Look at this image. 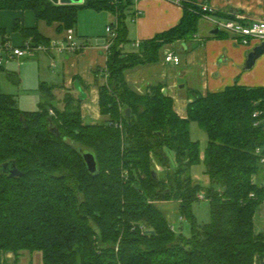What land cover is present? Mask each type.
Instances as JSON below:
<instances>
[{"label":"trees","instance_id":"trees-1","mask_svg":"<svg viewBox=\"0 0 264 264\" xmlns=\"http://www.w3.org/2000/svg\"><path fill=\"white\" fill-rule=\"evenodd\" d=\"M90 7L117 19L106 68L95 71L101 121L83 120L82 98L72 93L51 115V103L23 110L0 90V250L18 260L41 251L42 264H264V227L255 221L264 203V87L193 90L181 117L161 83L144 91L128 83V70L158 62L165 44L198 32L204 12L195 3L184 4L176 27L131 49L129 4L0 0V9L34 10L59 33L76 28L79 9ZM20 30L50 41L37 27ZM193 121L208 135L204 153L192 138ZM85 152L96 156L95 174ZM202 159L208 186L191 174ZM13 164L22 176H10ZM200 194L210 202L206 224L193 214ZM167 199L180 203L191 237L171 229L157 203Z\"/></svg>","mask_w":264,"mask_h":264},{"label":"crops","instance_id":"crops-1","mask_svg":"<svg viewBox=\"0 0 264 264\" xmlns=\"http://www.w3.org/2000/svg\"><path fill=\"white\" fill-rule=\"evenodd\" d=\"M84 2L85 0H82L76 4ZM185 3H195L200 7L208 5L212 9V15L218 19L239 16L245 24L264 20V0H179L176 2L141 0L134 3L127 12L131 42L128 47L133 49L134 42L147 41L163 31L176 27L183 18ZM105 11L106 19L114 23L117 20L115 15L110 10L104 9ZM201 19L206 20L207 24L202 26L199 22L198 32L191 39L165 44L158 62L137 66L126 72L128 83L140 91L147 90L151 84L161 83L165 93L173 98L175 110L181 117L187 116V107L193 90H199L206 95L208 92L221 91L235 83L249 87H264V53L252 68L246 70L249 53L262 42L254 39L247 46L242 44L235 34L214 33L215 25L206 18ZM17 24L20 28L37 27L40 34L49 38L50 41L59 40L64 35V31L61 33L57 31L58 24L39 20L34 10L0 9V38L10 39L15 45L20 46L28 39L20 28H17ZM75 32L84 46L76 53L50 50L41 56L38 52L29 58L7 60L0 69V90L3 93H9L2 89V80L6 77L20 89L24 85V79L21 77L24 65L19 62L36 59L34 64H38V75L33 84L38 85V91L41 92L43 100L47 97L48 103H51L50 109L63 108L64 96L72 93L82 98L83 120L88 123L101 121L100 91H98L95 71L106 68L108 50L105 46L110 40V34L105 32L98 37L94 34L83 35L79 34L77 27ZM184 45L186 49H183ZM179 48L181 53L176 52ZM172 50L180 57L181 62L178 66L164 60L166 53ZM181 79L184 83H181ZM10 94L15 96L18 106L17 94L12 92ZM54 102H58L59 105H54ZM255 221L256 228L261 230V227H264V203L257 209ZM21 263L22 261L16 258L13 251L0 250V264Z\"/></svg>","mask_w":264,"mask_h":264},{"label":"rangeland","instance_id":"rangeland-1","mask_svg":"<svg viewBox=\"0 0 264 264\" xmlns=\"http://www.w3.org/2000/svg\"><path fill=\"white\" fill-rule=\"evenodd\" d=\"M106 14H107L106 11L105 12L98 11L91 7L79 9L78 15H77V23H76V27H77L79 34H83V35L84 34H87V35L94 34L95 36L98 37V35H102L105 32L107 33V31L105 30L107 26L110 25L112 22L106 19V16H107ZM205 21L206 20L201 19L200 25L205 26L204 24H207V22ZM176 52L181 53L180 48L179 50L176 49ZM41 55H44L43 51L40 52V56ZM29 57L31 56H28V58ZM36 61H37L36 59L34 60L26 59V60L19 62V63H22V65H24L22 69L24 71L23 73L21 72V77L24 79V85L20 89H18L17 85H15L7 77L2 80V89L4 91H8L9 93L12 92V93L17 94L18 106L20 107V109L27 110V111L39 110L41 109L40 107L41 103L48 102L47 97L45 100H43L41 92L38 91V85L34 86L33 84V82L37 80L36 76L38 75V69H37L38 64H36L37 67L34 64ZM47 64L49 65V63ZM181 83H184L183 79H181ZM53 104L56 106L59 105L58 102H54ZM62 104L64 107V100ZM190 131H191L193 140L195 139L200 142L202 153H204L207 147V142H208V135L206 131H204L196 121H193L191 123ZM191 174L195 181L201 183L204 186H208L209 178L207 174L205 173V164H204L203 159L200 163L195 164V166H193L191 170ZM157 203L159 207L162 209V211L164 212L165 217L169 219L170 222L173 223L175 227L177 228L176 232L180 233L183 231L184 236L186 237L192 236L193 231L191 229V222L188 219L180 221L178 217L180 203H177L176 201L171 200V199L157 201ZM210 210H211L210 202L204 199L196 201V203L193 206V214L195 217H197L200 224H206L211 221L212 216H211ZM20 261H22L21 264L23 263L24 264H42V252L41 251L35 252L33 255L26 253L20 258Z\"/></svg>","mask_w":264,"mask_h":264},{"label":"built area","instance_id":"built-area-1","mask_svg":"<svg viewBox=\"0 0 264 264\" xmlns=\"http://www.w3.org/2000/svg\"><path fill=\"white\" fill-rule=\"evenodd\" d=\"M111 4L115 6H119L121 4L126 5H133L136 2H139L141 0H109ZM172 2H176L179 0H168ZM204 14L202 15L203 18H206L210 20L216 28H220L223 30H227L231 34H235L237 38L240 40L242 44H245L249 46L251 44V41L254 39H257L261 42L264 41V20L262 21H255L252 23L245 24L241 20V18L233 17L230 19H218L215 16L212 15V9L210 6L205 5L201 7ZM117 29V22L115 24H110L107 26V33L110 34V40L106 44L105 48L109 51L110 46L113 42V39L117 36L116 33ZM63 37L59 40H52L47 43L42 42H35L32 39L26 40L23 44H20V46L15 45L10 39L2 40L0 38V66H2L7 60L9 59H15L20 58L23 56H34V54L38 52H48L50 50L52 51H58L60 53L63 52H72L76 53L79 50L83 49V44L80 41L78 35L75 32V28H69L64 30ZM140 42H136V45H138ZM164 60L166 62L174 64L178 66L180 64L181 60L178 54H175L174 51H168L164 57ZM51 115L55 114L54 108L50 109L49 112ZM256 112L254 115H257ZM258 153L261 152L260 149L257 150ZM261 163L264 166V156L261 157ZM200 199H204V195H199ZM180 221L185 220V218L182 216H178ZM171 229L176 231V227L173 223L170 224ZM181 229V228H180Z\"/></svg>","mask_w":264,"mask_h":264},{"label":"water","instance_id":"water-1","mask_svg":"<svg viewBox=\"0 0 264 264\" xmlns=\"http://www.w3.org/2000/svg\"><path fill=\"white\" fill-rule=\"evenodd\" d=\"M51 1L55 4H61V3L76 4V3L82 2V0H51ZM219 29L220 28H215L214 33L219 32L220 31ZM186 48L187 47L184 45L183 49H186ZM263 53H264V41L262 42L261 45L255 47L249 53V56H248L249 59H248L247 64H246V70H249L250 68H252L255 65L256 61L260 58V56L263 55ZM25 58H27V57L26 56L22 57V59H25ZM181 86H183V85H181ZM126 112H127V115H129L131 112L130 108H128L126 110ZM83 157H84L85 163H87V167H88L89 172L92 174H95L98 171V162L96 160L95 154H93L91 152H85ZM9 174L11 177L23 175V173L19 170V168L16 165H14L12 168H10ZM149 232L154 233L153 231H149Z\"/></svg>","mask_w":264,"mask_h":264}]
</instances>
